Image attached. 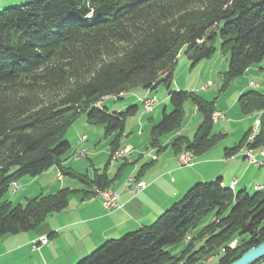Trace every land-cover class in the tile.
I'll return each mask as SVG.
<instances>
[{"label": "trees", "instance_id": "obj_1", "mask_svg": "<svg viewBox=\"0 0 264 264\" xmlns=\"http://www.w3.org/2000/svg\"><path fill=\"white\" fill-rule=\"evenodd\" d=\"M218 50L228 57L223 90L264 60V0H28L4 9L0 237L37 231L49 216L68 207L69 188L17 206L4 200L12 183L23 177L58 167L97 194L111 188L106 168L90 175L64 166L72 148L66 135L80 116L103 125L106 136L115 135L112 151L120 147L127 118L139 106L110 112L103 105L108 97L121 98L135 87L154 91L163 84L172 111H164L151 128V146L159 147L161 137L182 129L188 100L203 115L202 123L193 139L177 136L171 146L194 155L214 146L223 136L213 132L215 103L174 90L173 79L180 53L195 66ZM238 104L244 115L263 112L258 135L249 145L264 148V92L248 90ZM248 134L228 153L238 150ZM212 213L215 219L200 229ZM190 235L193 242L175 255L170 248ZM196 241L202 243L195 250ZM262 242L264 190L234 193L218 179L196 183L151 225L105 241L76 264H193L210 255L217 256L214 264H231Z\"/></svg>", "mask_w": 264, "mask_h": 264}, {"label": "crops", "instance_id": "obj_2", "mask_svg": "<svg viewBox=\"0 0 264 264\" xmlns=\"http://www.w3.org/2000/svg\"><path fill=\"white\" fill-rule=\"evenodd\" d=\"M25 1L28 0H0V11L5 7ZM261 63L263 65L260 69L264 71V60ZM249 71L250 69L247 72ZM260 84L262 85V82ZM260 84H253L250 81L246 86L258 87ZM240 91L239 97L247 91L246 87L241 88ZM147 92L149 93H146V99L152 95L153 91L147 90ZM216 108L218 111H224L221 106L217 105ZM164 111L167 109L165 108ZM262 115L263 112L246 115L251 123L248 126L244 124L241 128L242 139L250 132L254 123V126L259 125ZM149 119L154 124L157 121V118L155 119L153 116H150ZM221 121L230 124L232 127L233 122H228L226 116L225 119L219 120L216 124ZM183 128V135L187 136L188 129L185 126ZM197 131L198 128L196 133ZM177 136L176 133L170 137H166V135L161 137L159 143L161 148L151 146L149 139L147 142L144 141V145L142 144L139 148H136L134 144H128L132 147V153L126 160L114 162L109 160L103 168H100L89 156L86 158L87 164L76 163L78 161L74 158H69L64 163V166L75 172L89 173L90 175L95 172L102 173L106 168L110 179H113L111 188L119 195L118 207L112 211H108L104 207L102 200L97 195V190H94L97 195L95 196L76 178L64 174L59 177L60 169L58 167H52L43 174L34 177L35 180H40L38 183L40 188L34 189V193L40 191L38 195L55 193L52 190L45 192V189H49L50 186L52 189L55 187V185H46L44 182L49 179L51 181L53 176L60 181L59 190L65 188L73 190L69 196L68 207L49 216L42 227L33 234L23 232L0 237V249L8 245L7 248L5 247L6 251L0 253V260L5 255L25 251L30 247L32 251L33 240H37L42 235H47L49 242L38 251H34L38 252V264H75L105 241L120 238L126 233L152 224L196 183L221 179L222 184L231 188L234 193L246 191L250 194L256 191V185L264 186L263 168L251 163L239 150L228 153L230 149L238 145V142H232V146L226 143L219 146L214 145L203 154L195 155L192 166L181 167L178 162L180 151L178 152L171 146ZM87 141L88 138L85 142ZM87 149L90 151L89 148ZM97 156V152H95L94 157ZM131 175L138 177L147 185L143 191L135 196L127 194L123 189L125 181ZM233 181H235V185L232 186ZM16 183L18 187L19 185L20 187H28L27 181L23 178ZM29 197L26 196L25 199L27 200ZM24 233L29 235L21 237L23 240H20L21 234ZM259 264H264V261Z\"/></svg>", "mask_w": 264, "mask_h": 264}, {"label": "rangeland", "instance_id": "obj_3", "mask_svg": "<svg viewBox=\"0 0 264 264\" xmlns=\"http://www.w3.org/2000/svg\"><path fill=\"white\" fill-rule=\"evenodd\" d=\"M26 3L27 1H25L24 3H19L17 5H12L11 7L21 6ZM6 8H9V6L5 7L4 9ZM4 9H2L0 13ZM219 43L220 42L217 43V46H219ZM227 59H228L227 55L223 54V52L218 50L211 59L202 60L199 63H197L195 66H193L191 60L182 52L178 57V63L175 67L174 79H173L174 90L193 92L209 102H214L215 106L218 105L221 106V108H223L224 111L221 112L223 113L224 116L228 118V122H233L232 127L230 126V124L228 125L226 123H223L222 121L219 122V124L214 123L213 132L215 134L223 135L222 138L215 141V145L217 146L225 143L228 144L229 146H232L233 144L232 142L234 141L238 142L239 144L242 139L241 128L244 126V124L248 126L251 123V121L247 119L246 115L242 113L239 104H237V100L239 98L241 88L246 87L247 91L257 90L260 92H264V71L260 69L263 65L262 63L253 65L250 68L249 72H246L243 76L233 80L228 85V87L223 90L222 86L224 80L222 74L228 69ZM250 81L253 82V84L255 83L260 84V82H262V85L260 84L258 87L246 86L249 84ZM146 93H149L147 92L146 89L142 87H135L129 90L128 92H126L124 95H122L121 98L108 97L103 100V105L107 107L110 112H122L132 105L139 106V111L134 116L127 118L126 129L119 144L120 147L115 151L111 150V141L113 140L115 135L106 136L105 128L103 125L91 124L87 121L85 115L80 116L78 120L70 127L66 135V139L70 142L72 146L71 152L69 154V158L73 159L74 153L79 149L89 148L90 149V151H88L89 158L93 160L96 164H98L100 168H103L105 164L109 162V160L110 162L126 160L132 153V147L128 146V144H134L136 148H139L142 146V144L144 145V141L147 142L148 139L150 143L151 128L155 124L160 122L161 119L159 121L158 119L162 117L165 108L167 109L166 112L170 113L172 111V106L168 98L167 88L162 84L159 85V87L152 92L151 96H148V98L155 97L156 104L154 111L150 114H147L143 109V100L146 99L147 97ZM184 110H185V116L183 119L182 126L183 127L185 126L186 129H188L186 134L190 139H193L197 128H199L198 126H200L199 125L200 122H202L203 120V115L197 110V108L190 100L185 102ZM215 112L216 111H214V113ZM150 116L155 117V119L157 118L155 124L152 123L151 120L149 119ZM241 118L243 122L241 121ZM254 125L255 123L252 125L253 126L252 128L255 127ZM259 126L260 123L257 126V128ZM183 127L182 129H179V131L177 130L166 135V137L173 136L176 133L178 134V136L183 135L184 133ZM249 134L247 136L245 143L238 150L246 158H247V154L252 153L255 155L256 158L261 159L262 151L264 152V148L253 149L249 144L254 142V140L248 139ZM84 135L87 136L88 141L80 142ZM119 151L120 152L124 151V154L119 156L118 155L120 154ZM95 152H97L98 155L97 157H94ZM116 152H118L117 155H115ZM184 152L191 154L193 158L195 156L189 150H181L178 154V157L181 153ZM87 157H84L82 160H77L78 162L76 163L87 164L88 163V161L86 160ZM23 179L27 181L28 187H20L19 185V190L16 192H14V190L10 188V191L6 193L4 197V200L10 201L13 206H17L19 204H25L26 196L35 197L38 195V193H40V191H38V193H34V189L36 187H39L38 183L40 180L39 181L35 180L34 177H30V176L23 177ZM44 182L46 185H55L53 189L51 188V186L49 187V189H45V192H49V190H52V192L55 193L58 192L59 190L58 184L60 185V181H58L55 176L51 178V181L49 179V180H45ZM91 192L95 196L98 195V194L96 195L94 189L91 190ZM214 219H215V215L214 213H212L205 220L204 224L200 226V229L207 226ZM28 233L33 234L35 233V231L32 232L30 231ZM28 233L21 234L20 238L29 235ZM192 234H194V232ZM192 238L193 237H191V235L188 236L185 239L184 243L172 247L170 248V250L175 255H180L181 251L186 247L187 243L193 242ZM20 240H23V238H21ZM35 240L36 239H34L33 241ZM201 243L202 242L200 241H196L193 244V249L196 250L201 245ZM237 243L238 240L235 239L229 245L230 247L234 248L236 247ZM5 247L3 249H0V253L5 252L8 245L6 248ZM34 251H38V250L32 247V251H31V247H30L27 248L25 251L11 253L7 256L5 255V257H3L0 260V264H38V252H34ZM216 260H217L216 255H210L207 256L206 258L200 256L193 261V264H214ZM262 261H264V258H262V260L256 264H259Z\"/></svg>", "mask_w": 264, "mask_h": 264}, {"label": "built area", "instance_id": "obj_4", "mask_svg": "<svg viewBox=\"0 0 264 264\" xmlns=\"http://www.w3.org/2000/svg\"><path fill=\"white\" fill-rule=\"evenodd\" d=\"M155 104H156V98L155 97L145 99L143 101V109H144L145 113H147V114L152 113L155 109ZM223 119H225V116L223 115V113L221 111L216 110V114H212L213 123H217L219 120H223ZM257 135H258L257 126H255L254 128H252L248 139L255 140ZM86 140H87V136L84 135L81 139V142H85ZM117 153L118 152H116L115 155H117ZM76 156H77V160H82L83 157L88 156V149L87 148L79 149L77 151ZM261 156H262V158L258 159L252 153L247 154V158L251 163H253V164L257 165L258 167L264 169V152L263 151H262ZM178 162H179V165L181 167H190L193 165V156L192 155H179ZM58 175H59V177H62L61 171L59 172ZM135 178H138V177H136L134 175L129 176L127 178V180L125 182V186H124V191L127 194H130L132 196L139 194L147 186L146 184L142 187L133 186V179H135ZM233 185H235V181L232 182V186ZM10 188H14V192L19 190V187H18V185H15V182L12 183ZM255 190H257V191L264 190V186L263 185H256ZM118 197H119L118 193L112 188H110L107 192H102V194L99 195V198L102 200L104 207L108 211H112L113 209L118 207V203H117ZM48 242H49V237L47 235H42L37 240L33 241L32 247L34 249L39 250L42 246L46 245Z\"/></svg>", "mask_w": 264, "mask_h": 264}, {"label": "water", "instance_id": "obj_5", "mask_svg": "<svg viewBox=\"0 0 264 264\" xmlns=\"http://www.w3.org/2000/svg\"><path fill=\"white\" fill-rule=\"evenodd\" d=\"M262 258H264V242L258 246L252 247L231 264H256L261 261Z\"/></svg>", "mask_w": 264, "mask_h": 264}, {"label": "bare ground", "instance_id": "obj_6", "mask_svg": "<svg viewBox=\"0 0 264 264\" xmlns=\"http://www.w3.org/2000/svg\"><path fill=\"white\" fill-rule=\"evenodd\" d=\"M214 114H216V112L214 113ZM257 132H258V128H257ZM248 153V152H247ZM124 154V151H121L120 152V154H118L119 156H121V155H123ZM77 151L74 153V158L77 160ZM180 155H191V154H189V153H186V152H184V153H181ZM118 156V157H119ZM84 158V157H83ZM16 185V184H15ZM145 184L142 182V181H140L138 178H135V179H133V186H135V187H142V186H144ZM109 189H107V190H104V191H101V192H99V194H98V196L100 195V194H102V192H107Z\"/></svg>", "mask_w": 264, "mask_h": 264}]
</instances>
